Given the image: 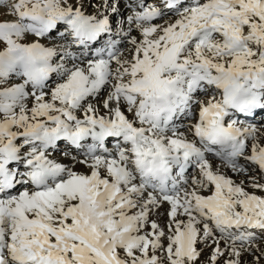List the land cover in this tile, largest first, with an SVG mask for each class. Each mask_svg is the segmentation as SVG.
Here are the masks:
<instances>
[{
  "label": "snow or ice",
  "instance_id": "6c2138e0",
  "mask_svg": "<svg viewBox=\"0 0 264 264\" xmlns=\"http://www.w3.org/2000/svg\"><path fill=\"white\" fill-rule=\"evenodd\" d=\"M119 5L0 0V264H259L264 0Z\"/></svg>",
  "mask_w": 264,
  "mask_h": 264
},
{
  "label": "rangeland",
  "instance_id": "374dc122",
  "mask_svg": "<svg viewBox=\"0 0 264 264\" xmlns=\"http://www.w3.org/2000/svg\"><path fill=\"white\" fill-rule=\"evenodd\" d=\"M97 2H99V0H97ZM126 2H127V0H120L121 5H119V7H120V11H121L125 16L128 14V11H129V10H127V9L125 8V3H126ZM150 2H151V0H150ZM86 10H87V12H88L89 14H91V13H93V12L95 11L94 8L89 7L87 4H86ZM117 19H119V17H113V24H114V27H115V21H116ZM132 35H138V33L133 32ZM29 39H32L31 36L29 37ZM69 39H71V38H69ZM42 42H44L45 44H48L47 41H42ZM96 46H97V45H93V48H95ZM124 46H125V45L122 44V45H120L119 47L123 48ZM71 47H72V50H73L74 52H77V54H79V50L77 49V47H76L75 44H73ZM50 79H53V80H54V79H57V77H55V75H53ZM12 80H13V82H22V80L17 79L15 76L12 77ZM106 95H107L106 91H102L100 97L98 98V101L96 102V106H97V107H100V106H101V102H102V100L106 97ZM199 95H200V98H204V94H203V93H200ZM29 106H31V102H29ZM101 109H102V108H101ZM193 111L197 113V112L199 111V106H198V105L195 106L194 109H193ZM182 121H183L184 124L192 123V121L194 122V120H191V119H183V118H182ZM259 121H260V117H257V121H254V122H259ZM189 137H190V136H189ZM66 145H67L66 142H58V147H56V148L50 150V157L53 158V159H59V160L62 159V158H64V157L66 158V156L64 155V152H65L64 150L66 149V148H65ZM68 146H70V145H68ZM108 146H109V147H112V143L110 142ZM69 148H70V147H69ZM72 149H73V148H72ZM73 150H74V149H73ZM66 151H67V150H66ZM74 152H76V150H74ZM72 154H73V153H72ZM76 154H77V153H76ZM76 154H75V155H76ZM73 155H74V154H73ZM61 157H62V158H61ZM69 157H70V156H69ZM209 159L215 161L218 165L221 166V168H223L224 170H226V172L228 171L227 168H226L225 166H223V165L220 163V161L218 160V158H215V157H211V156H209ZM81 168H82V167H81L80 165H76L74 170L78 171V170H81ZM224 170H223V171H224ZM190 172H191V170H190ZM226 174H228V173H226ZM233 179H236V180L238 181V180H239V177H237V176L235 175V177H233ZM248 191L251 192V191H253V189L249 188ZM204 194H207V195H208V194H210V193H204ZM256 194H257V195L264 196V192H258V191H257ZM164 224H165V223H164ZM165 230L167 231V229H165ZM217 235H219V234L217 233ZM256 244L260 247L261 250H264V235H262V234H258V239H257V241H256ZM209 245H210V246H208V247H204V245H200V246H199L200 248L203 249V251H202V254H201L200 260L197 262V264H209V257L211 256V254H212V252H213V249H214V247H215V245L212 244L211 241H209ZM220 247H221V248H225V247H227V245H226L225 242L223 241V242L220 243ZM256 255L259 256L260 253L257 252ZM223 261H224V258L222 257V258H220V260L218 261V264H223ZM253 261H254V257H253V256H251V255H249V254H247V253L244 254L243 259H242V264H253ZM259 264H264V258L260 259Z\"/></svg>",
  "mask_w": 264,
  "mask_h": 264
},
{
  "label": "bare ground",
  "instance_id": "6f19581e",
  "mask_svg": "<svg viewBox=\"0 0 264 264\" xmlns=\"http://www.w3.org/2000/svg\"><path fill=\"white\" fill-rule=\"evenodd\" d=\"M120 5H121V3H120ZM201 99H203V98H201ZM103 109H101V112L103 113ZM198 113V112H197ZM241 119H243V116H241ZM255 121H257V118H256V120ZM183 122V121H182ZM193 122V121H192ZM195 122V121H194ZM189 138H191V136L189 137ZM60 142H65V141H60ZM67 143V142H66ZM70 147V148H69ZM65 150L64 151H68L69 149H71V152L75 155L77 152H74V150L72 149V147L71 146H68V144L65 146ZM52 150V149H51ZM209 156H211V157H214L212 154H208ZM62 158V157H61ZM58 162H60V163H64V164H66V165H71V157H64V158H62V159H56ZM211 160V159H210ZM212 161V163L214 164V166L215 167H220L221 168V166L220 165H218L215 161H213V160H211ZM82 168H81V170H78V171H86V169L82 166V165H80ZM223 169V168H222ZM224 170V169H223ZM228 171L226 172V170H224V172L225 173H228L227 175H229V176H231L232 178L233 177H235V174H233L232 172H231V170L230 169H227ZM190 171V170H189ZM205 195H207V194H205ZM168 208H169V206L165 203L159 210H158V212L156 213V214H154L151 218L152 219H156V220H158V222L161 224V225H164V223H166V220H167V215H166V213H167V210H168ZM221 242H223V241H221Z\"/></svg>",
  "mask_w": 264,
  "mask_h": 264
}]
</instances>
